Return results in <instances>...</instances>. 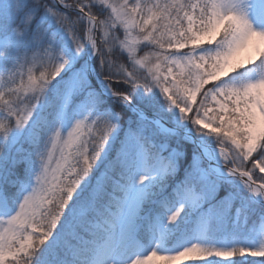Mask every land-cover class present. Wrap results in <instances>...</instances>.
I'll list each match as a JSON object with an SVG mask.
<instances>
[{
  "label": "snow or ice",
  "instance_id": "6c2138e0",
  "mask_svg": "<svg viewBox=\"0 0 264 264\" xmlns=\"http://www.w3.org/2000/svg\"><path fill=\"white\" fill-rule=\"evenodd\" d=\"M0 264H264V0H0Z\"/></svg>",
  "mask_w": 264,
  "mask_h": 264
},
{
  "label": "trees",
  "instance_id": "16d2710c",
  "mask_svg": "<svg viewBox=\"0 0 264 264\" xmlns=\"http://www.w3.org/2000/svg\"><path fill=\"white\" fill-rule=\"evenodd\" d=\"M257 171H258V170H257ZM258 174H261V173L258 172Z\"/></svg>",
  "mask_w": 264,
  "mask_h": 264
},
{
  "label": "rangeland",
  "instance_id": "374dc122",
  "mask_svg": "<svg viewBox=\"0 0 264 264\" xmlns=\"http://www.w3.org/2000/svg\"><path fill=\"white\" fill-rule=\"evenodd\" d=\"M254 259H258V258H254Z\"/></svg>",
  "mask_w": 264,
  "mask_h": 264
}]
</instances>
